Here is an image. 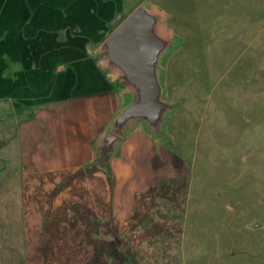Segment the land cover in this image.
I'll use <instances>...</instances> for the list:
<instances>
[{"label":"rangeland","instance_id":"374dc122","mask_svg":"<svg viewBox=\"0 0 264 264\" xmlns=\"http://www.w3.org/2000/svg\"><path fill=\"white\" fill-rule=\"evenodd\" d=\"M6 5L27 21L21 28L0 25V92L8 78L17 85L18 75L2 74L9 61L12 72L42 69L30 78L43 93L58 86L69 99L111 95L116 116L135 95L107 64L103 45L137 8L154 17L164 42L155 65L165 113L158 131L140 119L125 132L147 131L185 172L163 208L169 228L158 246L165 263L264 264V0H0V21ZM163 162L157 157L152 165ZM89 168L61 172L64 181L51 186H0V194L41 199V226L45 234L58 231L60 259H83L84 248L103 241L108 224L84 200L83 188L68 183ZM22 173L15 167L5 179L32 174Z\"/></svg>","mask_w":264,"mask_h":264},{"label":"crops","instance_id":"0c3cea01","mask_svg":"<svg viewBox=\"0 0 264 264\" xmlns=\"http://www.w3.org/2000/svg\"><path fill=\"white\" fill-rule=\"evenodd\" d=\"M4 8L0 25L26 26L22 11L18 16L11 5ZM1 70L3 75L19 78L17 85L8 78V84L2 85L4 93L0 92L4 111L0 116V186H51L64 181L59 179L61 172L73 173L88 164L92 168L72 175L68 183L83 188L84 200L95 206L108 225L101 229V244L82 250L83 259H60L63 249L58 231L50 229L45 234L41 226L46 211L41 199L33 197L31 190V195L0 194V264H167L163 245L158 246L161 241L164 244L165 237H159L167 235L169 228V215L163 208L170 187L182 186V164L172 163L167 149L140 128L124 132L107 148L106 135L118 116V101L111 95L69 99L59 96L58 86H52L49 93L37 87L36 79L30 77L43 75L42 69L25 66L12 72L8 61ZM35 148L42 152L33 153ZM157 157L164 162L154 167ZM15 167L23 170L22 177L32 174L20 182L17 176L5 179L6 172ZM156 175H161L160 181L154 179ZM175 193L180 196L178 189ZM173 264H180L179 259Z\"/></svg>","mask_w":264,"mask_h":264},{"label":"water","instance_id":"95a60500","mask_svg":"<svg viewBox=\"0 0 264 264\" xmlns=\"http://www.w3.org/2000/svg\"><path fill=\"white\" fill-rule=\"evenodd\" d=\"M103 49L107 64L122 78L135 100L116 117L106 135L110 148L137 120L158 131L166 105L159 100L156 56L164 42L154 33V17L142 7L129 14L106 39Z\"/></svg>","mask_w":264,"mask_h":264}]
</instances>
